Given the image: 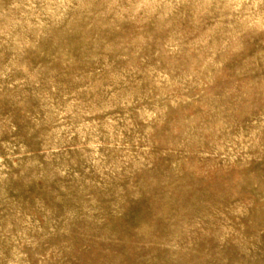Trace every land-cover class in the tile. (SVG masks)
Returning <instances> with one entry per match:
<instances>
[{"label":"rangeland","instance_id":"374dc122","mask_svg":"<svg viewBox=\"0 0 264 264\" xmlns=\"http://www.w3.org/2000/svg\"><path fill=\"white\" fill-rule=\"evenodd\" d=\"M49 2L0 0V264H73L69 233L80 264L223 235L235 255L264 226L259 209L243 226L225 166L264 143V46L221 50L227 19L203 0Z\"/></svg>","mask_w":264,"mask_h":264},{"label":"clouds","instance_id":"9594fccd","mask_svg":"<svg viewBox=\"0 0 264 264\" xmlns=\"http://www.w3.org/2000/svg\"><path fill=\"white\" fill-rule=\"evenodd\" d=\"M201 6L206 10H217L221 13V20L227 19L222 28L221 50L237 51L254 43L264 46V0H203ZM72 7L74 5L71 0L67 2L50 0L49 3L41 5L42 10L57 11ZM14 130L15 126L6 120L0 128V134L4 131L10 134ZM257 149L260 154L257 153ZM225 166L235 171L238 181L242 182L244 191L247 192L246 197L237 200L234 207V212L244 218L243 226L246 227L248 216L254 214L257 209L264 215V143L251 139L247 143H242L225 160ZM8 180L7 173L0 176V181L5 184ZM239 195L240 193H236V196ZM245 236L244 247L236 250L235 255L229 248L227 235L217 236L214 240L192 238L171 242L161 240L155 249L162 256L158 264H189L183 259L189 250L206 254L208 259L204 264H264V226L260 227L258 232L245 231ZM67 243L76 253L73 256V264H80L77 257L84 250V242L79 241L75 233H69Z\"/></svg>","mask_w":264,"mask_h":264}]
</instances>
